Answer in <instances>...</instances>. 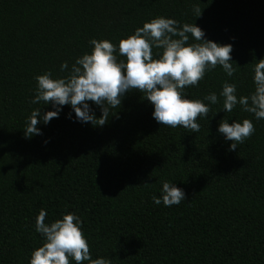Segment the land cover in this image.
I'll return each mask as SVG.
<instances>
[{"label":"trees","instance_id":"trees-1","mask_svg":"<svg viewBox=\"0 0 264 264\" xmlns=\"http://www.w3.org/2000/svg\"><path fill=\"white\" fill-rule=\"evenodd\" d=\"M157 16L232 45L231 77L218 65L184 89L206 104L217 94L197 117L198 132L160 126L144 93L132 90L103 126L77 122L65 105L37 125L41 135L24 136L32 110H52L29 103L37 75L65 76L91 51L90 39L115 45ZM152 51L157 58L162 50ZM261 58L264 0H0V264H28L43 242L35 231L41 209L45 223L78 215L92 259L110 264H264V119L239 104L223 112L219 95L225 82L238 98L252 92ZM88 103L98 118L99 107ZM243 119L255 130L229 151L218 123ZM164 180L183 189L179 205L152 203Z\"/></svg>","mask_w":264,"mask_h":264},{"label":"clouds","instance_id":"clouds-1","mask_svg":"<svg viewBox=\"0 0 264 264\" xmlns=\"http://www.w3.org/2000/svg\"><path fill=\"white\" fill-rule=\"evenodd\" d=\"M194 12L196 18L201 9L196 8ZM204 36L203 30L194 23L180 25L172 18L157 16L115 45L106 39H90L91 51L75 58L67 75L52 78L46 71L34 78L35 94L29 103L50 104L52 110H32L25 123L24 136L41 135L37 125H47L52 118L58 117L65 105L71 108L77 122L103 126L110 117V108L120 107L125 94L132 90L144 93L152 106L151 116L160 126H180L192 133L198 132L200 125L196 119L208 113V104L217 103V94L206 95L203 98L206 104L198 99L189 100L184 89L196 86L206 71L218 65L228 77L236 70L230 56L232 45L213 42ZM190 37L194 43H188ZM153 48L162 50L157 58H153ZM117 54L124 59L118 60ZM59 67L61 72L69 69L66 61ZM252 71L254 88L247 96L238 98L236 85L223 83L219 93L223 98V112H231L239 104L242 111L253 114L255 119H264V59H259ZM89 101L99 107L101 115L98 118ZM254 130L249 119L231 123L221 120L216 129L225 141H230L229 151L237 150V145ZM151 199L154 205L162 203L170 207L184 201L185 193L175 183L164 180L160 196L154 195ZM45 216L46 212L41 209L35 217V231L43 242L31 251L28 264H70V260L75 264H110L103 257L92 259L78 215L69 212L50 223H45Z\"/></svg>","mask_w":264,"mask_h":264}]
</instances>
